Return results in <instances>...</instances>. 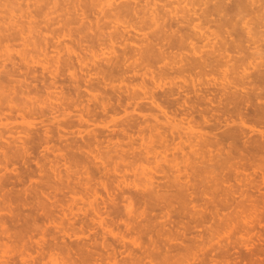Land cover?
Segmentation results:
<instances>
[{
	"label": "rangeland",
	"instance_id": "374dc122",
	"mask_svg": "<svg viewBox=\"0 0 264 264\" xmlns=\"http://www.w3.org/2000/svg\"><path fill=\"white\" fill-rule=\"evenodd\" d=\"M246 24L264 0H0V264H264Z\"/></svg>",
	"mask_w": 264,
	"mask_h": 264
},
{
	"label": "bare ground",
	"instance_id": "6f19581e",
	"mask_svg": "<svg viewBox=\"0 0 264 264\" xmlns=\"http://www.w3.org/2000/svg\"><path fill=\"white\" fill-rule=\"evenodd\" d=\"M177 1H180V0H177ZM184 1V0H183ZM242 1V0H241ZM247 6V5H246ZM245 29H246V32L248 34L247 36V42L248 40L250 41L249 44H251L249 47H247V51L250 52V49H251V54L253 55H250L251 57H254L256 59V57H262L264 56L263 55V52H264V31L263 32H258V33H253L252 29L246 24L245 25ZM249 49V50H248ZM248 54V53H247ZM241 62V61H240ZM243 62V61H242ZM249 62V61H248ZM252 64V63H251ZM264 64V63H263ZM257 67V66H256ZM261 72V71H260ZM262 74V73H261ZM260 74V75H261ZM256 78H257V75H255ZM264 76V75H263ZM259 78V77H258ZM262 80V78H260ZM259 79V80H260ZM257 80V81H259ZM264 80V78H263ZM262 80V81H263ZM263 83V82H262ZM264 84V83H263ZM262 100V99H261ZM264 101V100H262ZM264 108V107H263ZM264 110V109H263ZM264 112V111H263ZM263 147V146H262ZM263 150V149H262ZM257 151V150H256ZM259 152V151H258ZM256 153V152H255ZM258 154V153H257ZM144 169V168H143ZM253 206V205H252ZM243 207V206H242ZM257 206H255L256 208ZM254 208V206H253ZM255 208L253 210H255ZM248 209V208H247ZM247 209H244V210H247ZM248 210H251V209H248ZM252 211V210H251ZM244 213V212H243ZM247 213V212H246ZM248 214V213H247ZM246 214V217L247 218H252V219H255L254 215H255V211H253L249 216H247ZM257 214V213H256ZM256 216V215H255ZM246 219V218H245ZM244 219V220H245ZM252 222V220H249V222ZM245 222H247L245 220ZM249 222H247L246 224H248ZM250 222V223H251ZM254 223V222H253ZM248 239H246L247 241ZM242 242V241H241ZM245 242V241H244ZM246 243V242H245ZM243 244V243H242ZM249 244V243H247ZM221 245V244H220ZM244 245V244H243ZM247 246V245H246Z\"/></svg>",
	"mask_w": 264,
	"mask_h": 264
}]
</instances>
